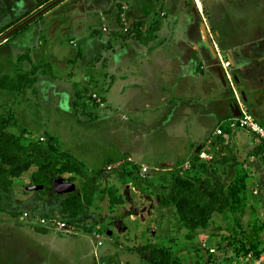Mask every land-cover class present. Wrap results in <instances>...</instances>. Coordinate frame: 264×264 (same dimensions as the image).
Returning <instances> with one entry per match:
<instances>
[{"label": "rangeland", "instance_id": "374dc122", "mask_svg": "<svg viewBox=\"0 0 264 264\" xmlns=\"http://www.w3.org/2000/svg\"><path fill=\"white\" fill-rule=\"evenodd\" d=\"M175 1L177 16L193 19L195 0H0V114L11 122L7 131L22 144L40 143L75 157L97 178L101 191L114 187L123 201L112 205L107 193L96 194L63 237L65 232L43 226L42 220L67 217L62 208L65 194H57L53 185L46 195L29 190L38 170L32 167L13 181L11 193L0 188V264H44L39 259L48 248L54 249L55 264H153L139 253L149 245L164 249L169 264H206L209 245H226L231 253L264 250V163L253 133L239 127L227 131V108L211 104L204 133L211 140L195 144L183 156L179 151L187 143L168 136L179 117L169 123L158 111L161 119L155 120L154 112L145 109L147 101H157L155 91L146 88L145 93L129 95L128 103L139 107L137 111L114 109L104 93L109 90L111 59L123 65L136 53L134 45L142 46L139 37L168 18L163 9ZM214 1L202 0L208 9L215 6L212 17L221 28L224 22L239 26L230 30L233 40L246 42L264 32V0H235L236 6ZM222 10L228 13L223 21L218 13ZM198 34L201 43L200 26ZM209 35L217 42L215 29ZM217 54L215 71L226 58L219 50ZM190 63L196 72L210 69L199 52ZM233 67L225 88L256 118L242 93L234 90ZM103 84L107 86L100 92ZM219 129L223 134L215 133ZM173 149L180 155L176 161ZM222 155L239 159L236 167L218 166L228 204L213 215L207 229L190 231L176 208L161 201L170 192L175 172L202 178L200 165ZM59 178L74 183L77 191L84 181L71 174H57L54 181ZM39 244L37 249L34 245ZM26 246L41 254L30 253ZM154 264L166 262L159 255Z\"/></svg>", "mask_w": 264, "mask_h": 264}, {"label": "crops", "instance_id": "0c3cea01", "mask_svg": "<svg viewBox=\"0 0 264 264\" xmlns=\"http://www.w3.org/2000/svg\"><path fill=\"white\" fill-rule=\"evenodd\" d=\"M220 1L229 6H236L235 0H216L218 3ZM195 2L197 5L193 9V19L185 14V16H177L178 3L176 1L170 5V8L164 7L163 10L167 11L165 15H168V18L161 20L156 30L143 33L142 37H139L142 41L141 49L134 43L136 53L132 49H128L133 52V55L126 56L123 65H114V59H111L109 84L108 86L103 84L98 89L101 92L107 86L109 90L105 89L104 93L110 95L112 107L116 110L123 108L129 111L140 109L128 103L130 94L140 91L145 93L144 89L146 88L151 92L155 91L157 101H147L145 109L154 112L155 120L161 119L162 115L167 118L169 123H172L179 117L180 123L172 126L173 130L169 131L168 136L174 139L181 138L182 143H187V146L182 147L179 151L183 152V156H187L190 150L194 146L196 147L195 144L211 140V137L208 138L204 134L206 119L210 116V112L207 111L209 107L218 103L224 105L222 111L227 108L226 119L229 122H233L235 117L232 106L237 104L239 108L243 107L237 102L233 90L231 92L226 90L227 84L222 82L218 70L219 67H222V63L216 65V71L214 70L215 63L219 59L217 50L225 53L226 56L220 62L228 60L231 62V67L234 66L235 92L242 93L243 102L249 108H253L256 118L264 123V32L253 38L250 37L251 39L246 42L235 41L232 39L233 34L230 33V30H240L239 26H226L225 23L228 24V22H224L225 27L221 28L220 21L216 20L217 22H215L212 17L215 6L212 5L208 9L202 0H195ZM218 13L222 21L226 20L225 14H228L226 11L222 10ZM223 15L226 17L225 19H223ZM228 20L230 21V19ZM199 26L202 33L201 43L198 34ZM211 28L217 31V42H212L210 39L212 38L209 35ZM132 41L134 42V40ZM208 46L212 49H209ZM198 52L210 66V69L204 72H196L195 65L192 66L190 63L192 58L197 59ZM158 111L162 112L161 115L157 114ZM124 123L126 131H128L127 114ZM228 129L232 130L230 126L227 131ZM189 143L193 145L192 148ZM171 157L176 161L180 155L173 149ZM44 236L45 234L41 235V237ZM67 236L63 234V237ZM25 244L28 245V242ZM34 246L38 249L42 247V244ZM26 249L32 254L40 253L30 246H26ZM47 250L49 253L46 256H41L39 260L42 259L44 264H55V261L52 262L54 249L49 250L48 248ZM49 259L51 263H49ZM39 260H36V263ZM28 263L20 262L19 264Z\"/></svg>", "mask_w": 264, "mask_h": 264}, {"label": "trees", "instance_id": "16d2710c", "mask_svg": "<svg viewBox=\"0 0 264 264\" xmlns=\"http://www.w3.org/2000/svg\"><path fill=\"white\" fill-rule=\"evenodd\" d=\"M10 124V120L0 114V188L5 193L12 192L15 179L29 172L32 167H37L38 170L32 175V181L34 186H43L39 192L44 195L48 194L57 174L61 176L71 174L84 179L80 190L65 194L62 202L67 217L60 220L69 225H74V222L84 214L85 208L94 203L98 193H107L112 205L123 203L122 199L117 197L114 187L101 191L97 178L89 176L86 167L78 159L69 154L58 153L40 143L22 144L16 135L7 131ZM257 148L262 161L263 147L259 145ZM221 164L236 167L239 159L237 156L222 155L213 161L202 163L200 165L204 174L202 178L183 171L172 175L170 192L161 203L164 207L176 208L184 228L190 231L207 229L213 215L225 211L228 204L227 186L218 169ZM70 178L74 181V177ZM217 247L220 250H228L226 245ZM250 251L259 253L262 250L247 248L234 252L240 255ZM139 253L149 263L154 264L155 258L159 255L165 259L166 264L170 263V255L156 245L140 247ZM210 260L207 259L208 262Z\"/></svg>", "mask_w": 264, "mask_h": 264}, {"label": "built area", "instance_id": "2783aa9c", "mask_svg": "<svg viewBox=\"0 0 264 264\" xmlns=\"http://www.w3.org/2000/svg\"><path fill=\"white\" fill-rule=\"evenodd\" d=\"M222 67L225 77L231 80V75L228 72V69L231 67V62L228 60L222 61ZM240 111L241 115L239 117H234L233 122H230V129L239 127L253 133L256 136L259 145H262L263 147L261 158L264 162V123L249 114L243 107H240ZM217 134H223V130L219 129ZM25 216H27V214ZM42 225H48V228H56L63 233L70 232L73 229L72 225H69L67 222L62 220L47 221L43 219ZM206 251L208 254L207 259H211L210 262L207 261L206 264H264V250L259 253L250 251L245 254L236 255L235 253H231L226 250H220L217 246L209 245Z\"/></svg>", "mask_w": 264, "mask_h": 264}, {"label": "water", "instance_id": "95a60500", "mask_svg": "<svg viewBox=\"0 0 264 264\" xmlns=\"http://www.w3.org/2000/svg\"><path fill=\"white\" fill-rule=\"evenodd\" d=\"M208 48L212 49L209 46H208ZM218 70H219V74H220V77L222 79V82L226 85L227 84L226 77H225L224 71L222 70V67H219ZM232 108H233V115L235 117H239L241 115L239 105L236 104V105L232 106ZM42 189H43V186H34L33 185V186L29 187V190H31V191H40ZM53 189L59 195L70 194V193H74L77 191V187L74 183L65 182L62 178H59L53 182ZM64 235L67 236V234H65V233H64Z\"/></svg>", "mask_w": 264, "mask_h": 264}, {"label": "bare ground", "instance_id": "6f19581e", "mask_svg": "<svg viewBox=\"0 0 264 264\" xmlns=\"http://www.w3.org/2000/svg\"><path fill=\"white\" fill-rule=\"evenodd\" d=\"M200 5V4H199Z\"/></svg>", "mask_w": 264, "mask_h": 264}]
</instances>
